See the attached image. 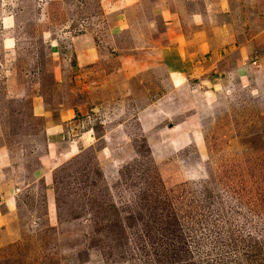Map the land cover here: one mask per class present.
Listing matches in <instances>:
<instances>
[{"label": "rangeland", "instance_id": "rangeland-1", "mask_svg": "<svg viewBox=\"0 0 264 264\" xmlns=\"http://www.w3.org/2000/svg\"><path fill=\"white\" fill-rule=\"evenodd\" d=\"M260 29L264 0H0V264H156L136 229L188 200L263 217L264 77L233 53ZM120 67L117 111L95 110Z\"/></svg>", "mask_w": 264, "mask_h": 264}, {"label": "trees", "instance_id": "trees-1", "mask_svg": "<svg viewBox=\"0 0 264 264\" xmlns=\"http://www.w3.org/2000/svg\"><path fill=\"white\" fill-rule=\"evenodd\" d=\"M216 200H220L218 208H214L215 202L201 199L182 202L183 210L163 213L157 208L159 214L148 217L150 224L143 230L136 229L141 247L135 249L144 250L143 256H152L156 264H264V216L252 209L239 214L244 226L238 229L231 224L236 212L226 206L227 200ZM163 201L174 206L168 197ZM143 220L141 214L128 213L124 218L129 225ZM126 229L131 230L127 227L124 233Z\"/></svg>", "mask_w": 264, "mask_h": 264}, {"label": "crops", "instance_id": "crops-1", "mask_svg": "<svg viewBox=\"0 0 264 264\" xmlns=\"http://www.w3.org/2000/svg\"><path fill=\"white\" fill-rule=\"evenodd\" d=\"M170 15H171V13L168 11V9H166L164 7L159 11V17H160L161 21L164 22L168 27L172 28L175 23H174V19L172 18L173 15H171L172 17ZM191 17H192L191 20L194 21V19H195L194 17H197V15L191 16ZM220 30L221 29H219L218 32ZM241 41H242V43L238 44L236 47L233 46L234 60H235L236 64L238 65V67H240V64H244L245 62L249 64L251 61H253V63L255 61V63H257L262 68L261 76L264 77V73H263V71H264V29H260L256 34L250 35L247 38H243V40H241ZM221 45H223V42L221 43ZM218 48H219V46H218ZM218 50H220V48ZM77 51H80V49H77ZM237 65H236V68H238ZM165 67L169 68L168 76L169 77L172 76L171 79L173 81V84H174V82H176V83H181V85H182L183 84L182 79L183 80L185 79V76L182 75L183 71H181V69L180 70L175 69V68L173 69V66L169 67V65L168 66L165 65ZM176 68H179V67H176ZM121 69H122V67H120V70H118V71H114V72L112 71L111 73H108L109 75L107 74L106 79L103 82H99L98 86L94 88L95 89L94 91H96L100 95L104 94L102 96V98H100V102H99L100 104L94 106L95 110L98 108H99V110H102L104 107L107 106L109 111H111V110L117 111L118 108H116V107H117L118 101H116V99H117V96L120 94V92H119V88L117 87L118 85L116 84V81L112 80V79H113V77H114V79H117L116 77H119V71H121ZM179 85L180 84H178V86ZM85 86H86V84L84 85V88H85ZM91 87H92L91 84H89L85 88V89H91L88 92L89 99H90L89 101H92V99H93L91 97L92 96V88ZM109 93L110 94L114 93V94L112 96H110ZM108 98H110L112 100V103H109V104L107 103V102H109ZM118 98H119V96H118ZM83 104H76V106L71 107V109H67V108L62 109V106L59 105L60 112H58L57 115L58 116H66L67 119H69V118L73 119L74 113L76 111H78L80 113L83 110ZM110 107H112V108L114 107V108L111 109ZM34 109H36L39 112L38 116H41V117L45 116L42 104L40 105L37 103V106ZM44 119H45V126H44V130L42 131V133H43L45 143L47 144V146H50V147H51V145L52 146L56 145V144L59 145L61 143V141H60L61 136L60 135H62L61 130H60L61 127L59 126V124H53L52 122L48 123V121L50 119H48V121H47V118H44ZM62 153L63 154L61 157H65L67 155V153H71V152L64 151ZM56 154L57 153L53 154L54 155L53 156L52 152H50V154L48 153V156L52 157V158L55 157V158H53V160L56 159V161H59V158H61V157L58 156L59 154H57V155ZM1 160L2 159L0 157V163H3V161H1ZM44 172L45 171H43V173ZM44 175H46V174H43L42 176H44ZM6 192H7V190H6ZM51 193H52L51 190H48V192H46V195H48L47 199L49 197H52V196H50Z\"/></svg>", "mask_w": 264, "mask_h": 264}]
</instances>
